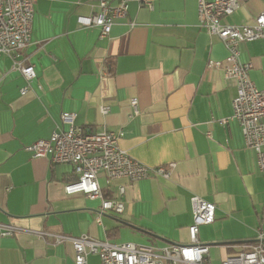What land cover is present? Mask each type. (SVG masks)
Here are the masks:
<instances>
[{
    "label": "crops",
    "instance_id": "crops-1",
    "mask_svg": "<svg viewBox=\"0 0 264 264\" xmlns=\"http://www.w3.org/2000/svg\"><path fill=\"white\" fill-rule=\"evenodd\" d=\"M238 1L229 23L251 24L264 9V0ZM98 2H35L30 44L17 56L35 67L27 94L13 57L0 55V222L22 228L0 235V264H75L72 244L54 243L43 230L157 248L188 243L194 195L216 204L215 221L200 227L199 240L210 245L209 261L221 264L264 232L257 152L238 121L220 123L232 115L236 82L208 64L229 51L201 24L198 0H155L152 7L130 0L127 16L104 38L100 27L78 23ZM240 60L252 64L250 77L263 87L264 39L241 43ZM63 112H75L78 125L120 133V147L145 165L177 166L169 178L107 184L101 175L108 197H119L125 185V209L98 222L100 199L65 191L77 177L74 167L27 149L63 127ZM87 260L101 264L97 254Z\"/></svg>",
    "mask_w": 264,
    "mask_h": 264
},
{
    "label": "built area",
    "instance_id": "built-area-1",
    "mask_svg": "<svg viewBox=\"0 0 264 264\" xmlns=\"http://www.w3.org/2000/svg\"><path fill=\"white\" fill-rule=\"evenodd\" d=\"M36 1L0 0V55L13 57L14 67L25 76L27 85L21 89L22 95L27 94L36 76L33 64H24L23 60L17 59L19 51L31 41ZM129 1L119 0L117 5H112L109 0H99L98 11L79 15L78 23L100 27V37L104 38L117 19L127 16ZM137 1L142 6L152 7L155 0ZM239 6L238 0H198L201 24L206 26L210 35L219 37L229 51L222 62L210 60L209 67L222 69L225 77L235 80L237 86L232 115L221 119L220 123L226 126L231 120L238 121L246 146L256 150L259 169L264 172V86L258 87L251 79L252 64L240 60L241 43L264 39V9L251 24L227 22ZM131 103L137 110V99L133 98ZM102 112L108 113L109 107L103 106ZM76 117L75 112H63V127L57 126L49 138L36 140L27 149L34 157H48L53 163H69L74 167L77 177L65 184V191L100 199L98 222L104 214H121L125 209V185L119 186V197H108L100 184L101 175H104L107 184L119 179L135 182L153 176L169 178L177 166L175 162L153 167L145 165L120 147V133L78 125ZM64 125L68 127L64 128ZM191 206L193 221L188 226L189 242L171 243L162 248L134 242L114 244L86 234L71 236L45 230L39 234L52 237L54 243H71L75 264H87L89 254H97L101 264H212L208 258L210 245L200 242L199 231L201 226L215 221L216 204L194 195ZM20 229L0 222L1 236L12 235ZM221 264H264V232L259 229L254 243L228 256Z\"/></svg>",
    "mask_w": 264,
    "mask_h": 264
}]
</instances>
